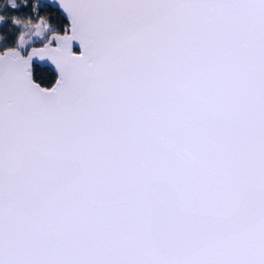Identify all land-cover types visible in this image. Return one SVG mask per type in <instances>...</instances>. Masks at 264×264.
<instances>
[{
  "label": "snow or ice",
  "instance_id": "1",
  "mask_svg": "<svg viewBox=\"0 0 264 264\" xmlns=\"http://www.w3.org/2000/svg\"><path fill=\"white\" fill-rule=\"evenodd\" d=\"M0 36V264H264V0H8Z\"/></svg>",
  "mask_w": 264,
  "mask_h": 264
},
{
  "label": "trees",
  "instance_id": "2",
  "mask_svg": "<svg viewBox=\"0 0 264 264\" xmlns=\"http://www.w3.org/2000/svg\"><path fill=\"white\" fill-rule=\"evenodd\" d=\"M20 2L21 0H17V3H20ZM7 5H8V0H0V8H5L7 7ZM5 38L6 37L4 36H0V43H3ZM41 67H45V66H41Z\"/></svg>",
  "mask_w": 264,
  "mask_h": 264
},
{
  "label": "water",
  "instance_id": "3",
  "mask_svg": "<svg viewBox=\"0 0 264 264\" xmlns=\"http://www.w3.org/2000/svg\"><path fill=\"white\" fill-rule=\"evenodd\" d=\"M74 50H75V51H79L78 46H75ZM39 63H40V66H46V65L44 64V62H39Z\"/></svg>",
  "mask_w": 264,
  "mask_h": 264
}]
</instances>
